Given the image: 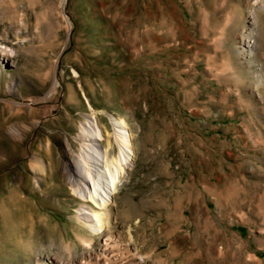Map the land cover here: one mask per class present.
Returning <instances> with one entry per match:
<instances>
[{"label": "rangeland", "instance_id": "rangeland-1", "mask_svg": "<svg viewBox=\"0 0 264 264\" xmlns=\"http://www.w3.org/2000/svg\"><path fill=\"white\" fill-rule=\"evenodd\" d=\"M263 2L0 0V264H94L66 166L86 115L117 151L103 111L135 150L110 263L264 264Z\"/></svg>", "mask_w": 264, "mask_h": 264}, {"label": "bare ground", "instance_id": "bare-ground-1", "mask_svg": "<svg viewBox=\"0 0 264 264\" xmlns=\"http://www.w3.org/2000/svg\"><path fill=\"white\" fill-rule=\"evenodd\" d=\"M259 1L254 0V3ZM246 45L249 49L252 46L251 43ZM0 54L3 55L0 56V60H5L7 57L10 58L12 53L6 46L1 45ZM103 112L113 126L111 135L117 151H113L110 133L101 127L94 115H86L80 123L78 131V136L82 141L81 149L72 156L66 166L67 181L71 186L72 194L78 198L79 203V206L75 209V218L77 223L89 233V237L77 234L79 241L82 245L89 246L91 245L92 235H102L104 237L103 248L93 255L94 264H112V262L110 263L111 258L116 259L117 254L113 256L108 250L109 246H119L118 239L108 233L112 218L111 207L115 203L114 197L120 190L127 168L133 164L135 158L132 134L125 118ZM103 142H105V145H103ZM35 162L33 167L38 169L37 174L46 171L43 163ZM135 256V253H131V258ZM101 259H103L102 262H100Z\"/></svg>", "mask_w": 264, "mask_h": 264}]
</instances>
